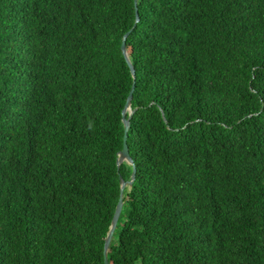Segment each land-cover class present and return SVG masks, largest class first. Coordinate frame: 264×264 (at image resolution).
Returning a JSON list of instances; mask_svg holds the SVG:
<instances>
[{"label":"trees","instance_id":"1","mask_svg":"<svg viewBox=\"0 0 264 264\" xmlns=\"http://www.w3.org/2000/svg\"><path fill=\"white\" fill-rule=\"evenodd\" d=\"M0 0V264H264V0ZM128 117V112L125 113Z\"/></svg>","mask_w":264,"mask_h":264},{"label":"water","instance_id":"2","mask_svg":"<svg viewBox=\"0 0 264 264\" xmlns=\"http://www.w3.org/2000/svg\"><path fill=\"white\" fill-rule=\"evenodd\" d=\"M134 5H135V22L133 24V26L127 30L123 36H122V41H121V51L122 54L126 60V63L130 69V72L132 74V77L134 78V67L129 59L128 56V51L126 48V44H125V39L128 36V34L131 32L132 28L134 27L135 23L138 21V11H137V0H134ZM133 90H134V81L132 82L130 91L127 95L125 104L121 110V120L123 123V139H122V148L120 149V151L118 152L117 158H116V165L117 168L119 167L120 163L123 161H126L127 163L132 165V171H131V175L130 178L128 180H123L121 176H119V182H120V189H119V197L113 212V216L111 219V223H110V227L109 230L107 232V235L105 237L104 240V246H103V264H109L108 262V258H107V250H108V246L109 243L111 241L114 229L116 227L119 215L121 213V209H122V205H123V190L125 187H130L133 183V180L135 178V165L133 163V160L129 154V148H128V144H127V132H128V128H129V118L133 112V109H131L130 105H131V99H132V94H133ZM128 112V117H125V113ZM138 264V263H135Z\"/></svg>","mask_w":264,"mask_h":264}]
</instances>
